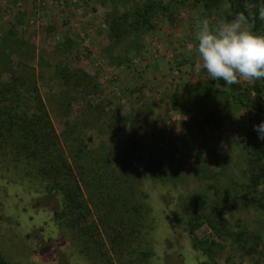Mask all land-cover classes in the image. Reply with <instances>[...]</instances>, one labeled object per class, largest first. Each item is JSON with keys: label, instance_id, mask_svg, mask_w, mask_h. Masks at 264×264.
Here are the masks:
<instances>
[{"label": "rangeland", "instance_id": "1", "mask_svg": "<svg viewBox=\"0 0 264 264\" xmlns=\"http://www.w3.org/2000/svg\"><path fill=\"white\" fill-rule=\"evenodd\" d=\"M139 1L0 0V70L26 65L33 72L64 151L70 130L110 149L133 132L137 154L160 162L169 178L139 181L151 222L118 260L113 217L89 213L74 226L59 225L56 196L33 180L14 181L20 169L10 167V183L0 181V253L12 264H37V256L43 264H120L127 250L146 248V264H264V183L248 186L241 149L244 129L257 118L227 96L230 85H210L196 51L199 21L216 27L236 15L227 0H160L168 10L153 15L151 27L110 40L109 18ZM194 208L200 248L185 226Z\"/></svg>", "mask_w": 264, "mask_h": 264}, {"label": "trees", "instance_id": "2", "mask_svg": "<svg viewBox=\"0 0 264 264\" xmlns=\"http://www.w3.org/2000/svg\"><path fill=\"white\" fill-rule=\"evenodd\" d=\"M205 1L213 5L220 0ZM227 1L233 15L255 16L253 32L264 35V20L259 18L264 0ZM167 10V5L160 0L135 2L130 10L109 18L108 37L114 42L137 37L141 31L151 27L153 15ZM20 66L19 72L17 68L10 67L0 70V181L10 183L12 171L9 168L17 167L20 174L12 172L15 176L11 179L33 180L45 192L54 194L58 208L53 211V219L59 225L74 226L89 213H95L100 221V217H113L109 238L115 241L113 251L118 260L124 259L123 246L128 247L134 238L141 236V231L150 221L149 209L143 200L146 195L138 189L139 181L148 177L165 182L169 179L168 172L163 170L160 162H148L137 154L141 145L133 132L125 133L126 137L118 149H110V146L97 148L85 140L80 130H70L63 137L67 141L65 152L47 117L33 72L27 70L26 65ZM209 82L210 85L217 82L221 87L226 85L223 80L213 83L209 78ZM230 86L234 93L224 92L232 102L257 118L254 125L244 129L241 147L249 173L248 186L253 189L264 183V140L259 139L254 130L255 125L264 122V80L251 81L242 88L236 84ZM212 91L223 92L221 89ZM251 199L254 200L253 197ZM197 213L194 208L185 223L193 248L202 247L201 241L196 240L193 234ZM85 230L88 231L87 228ZM91 231L89 227L90 234ZM90 234L86 240H92ZM233 234L239 241L241 232ZM245 243L242 240L243 247ZM127 252L129 259L120 264H146L151 253L148 248ZM134 253L135 259H132L131 254ZM0 264L12 263L0 253Z\"/></svg>", "mask_w": 264, "mask_h": 264}, {"label": "clouds", "instance_id": "3", "mask_svg": "<svg viewBox=\"0 0 264 264\" xmlns=\"http://www.w3.org/2000/svg\"><path fill=\"white\" fill-rule=\"evenodd\" d=\"M259 18L264 20V5ZM254 26L255 16L249 18L244 13L216 27L207 19L199 21L195 34L198 67L206 70L211 80H223L227 85L264 80V35L254 33ZM254 130L264 140V122ZM36 261L43 264L39 256Z\"/></svg>", "mask_w": 264, "mask_h": 264}]
</instances>
